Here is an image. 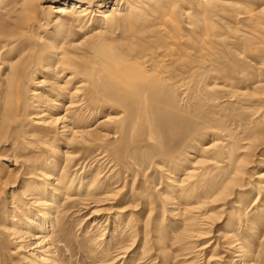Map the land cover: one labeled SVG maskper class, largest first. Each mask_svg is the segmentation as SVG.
<instances>
[{
  "label": "rangeland",
  "instance_id": "rangeland-1",
  "mask_svg": "<svg viewBox=\"0 0 264 264\" xmlns=\"http://www.w3.org/2000/svg\"><path fill=\"white\" fill-rule=\"evenodd\" d=\"M58 1L30 0L32 13L26 17L25 21H28L12 26L14 29L12 32L15 34H21L22 29L26 33V41L30 43H26V50L32 51L33 47L35 48L32 35L28 31L35 28L39 21L43 24L42 28L40 27V34L50 35L48 38L53 42L59 41L60 37L81 39L84 34H92L93 27L88 30H78L70 21L67 22L68 25L63 26L60 35L58 25H56L58 28L48 26L46 23L49 22L51 13L46 6L48 2L57 5ZM230 1L255 11L264 6V0ZM83 2L91 4L94 8L97 0ZM190 5L196 12L192 19H184L176 14L173 20L176 22L180 19L179 22L166 20L167 27L164 22H158V24L154 21L153 24L147 22L146 24H151L150 27L153 26L152 29H156L153 34L144 29L140 31V28H135V25L130 22L125 28L129 30L128 34L124 33L127 36L122 35V29L116 30L118 34L114 33L117 41L122 39L115 43V48L119 52L125 51L123 43L126 42L128 46L132 42L130 44L136 46L133 57L141 61L143 58L140 56L144 53H154L156 63L153 62L159 65L155 66L153 63L154 68L167 71L165 73L168 74V78H162L165 83L162 79L160 80L164 88L162 87L158 95V107L154 111L155 119L148 126L147 121H144L146 116L141 109L142 114L137 120L140 131L138 130L134 136L130 133L126 135L112 133L103 141L82 145L76 149L75 167L73 166V169L69 171L70 174L68 173L71 177L77 173L76 179L69 190L64 191L65 196L59 197L62 199L59 205L56 203L50 210L57 211L55 224L49 227L50 231L44 230V226H41L43 230L37 227L39 224L42 225L45 216L36 215L33 212V205L29 204L21 194L28 189L40 191L43 189L41 185L46 184L44 187L46 186L47 190L42 191L44 198L48 201L52 198L49 194L52 192L48 182L41 180V176L32 178L31 174L26 172L25 163L28 160L35 162L39 159L37 162H40L46 159L42 162L49 170L52 158L57 157L53 147L63 143V139L58 142L51 134L48 136L52 138L50 143L53 140L55 142L43 146L40 140L44 141L43 137H47V134L39 130L38 125L32 124L34 119L28 116V113L32 111L30 109H33V103L30 104L34 96L32 90L43 92L45 87L49 88L48 85L53 84V79L45 78V74L41 72L44 64L38 65L37 73L33 75L32 80L28 81L27 93H23L27 102L30 99L29 102L25 107H16V110L11 113L13 120L15 117L24 118L17 120L16 124L24 135L19 141L10 140L8 144L0 142V264H25L26 254L19 249L21 243L14 242L9 230L15 225L26 223L27 215L34 219L30 226L23 228V231L29 230L33 234L47 235L46 245L50 244L52 247L45 252L51 254L53 251L60 264H231L229 261L231 245L229 240L220 236L226 230L235 232L242 243L254 241L255 247H258L259 241L264 236V205L261 206L259 200L256 201L257 191L261 189L264 191V67L262 66L264 20L258 16L246 17L239 7L231 5L204 4L200 6L192 3ZM167 10L169 6L165 7L164 12L167 13ZM44 21L46 22L43 23ZM137 31L142 34L147 31L151 38L138 39L134 36ZM156 31L159 32V37ZM3 37L2 41H10L14 40L15 36ZM8 47H10L9 44L0 50L2 51L0 53V123L7 113L4 108L5 100H7L4 89L5 76L9 71L2 65L1 60ZM169 47L182 54L184 64L179 62L177 57L170 63L164 62L163 59ZM64 50L69 57L79 62L82 59L91 64L97 62V68L100 69L103 67L106 69L107 64V70L118 77L112 64L108 65L109 62L104 64L97 56L96 59L94 54H81L82 51L79 49L65 48ZM41 80H46L48 83L38 84ZM123 86L120 83L111 84L102 92L113 95ZM103 93L99 94V99L94 103L95 106L98 108L113 106L116 111L127 108L128 112H131L130 116L136 119L135 110L138 108L135 101H127L124 98L120 102H114L109 98L106 99L107 95L102 97ZM52 108L51 106L49 110L53 111ZM23 110L27 118L24 115V117L21 116ZM158 110L164 112L163 116L156 115ZM103 115V113L97 114L91 121V127H94ZM171 116L176 120L181 118L180 122L184 124H170ZM77 130L80 131V129ZM150 131L155 134L156 140L149 139ZM252 140H254L252 148L242 152L243 149L240 150V148L247 146ZM214 141L219 142V147L223 148V154L219 155L216 150L215 153L195 154L196 159L204 160L196 164V177L192 183L199 191L194 192L193 187V192L185 198L179 188L174 186V182H169V173H177L175 168L177 163L174 165L176 160L182 161L187 166L184 159L188 157L192 149L210 145ZM40 144L41 148H47L39 149ZM99 151H106L104 160L100 159ZM117 152H119L118 157ZM231 154L235 159L249 155L247 164L244 166L246 168L242 176L243 184L240 187L242 190L237 189V196L234 195L225 201L215 204L206 203L201 206L202 209L195 213L198 216L195 232L201 235L197 238L188 236L189 232L184 233V221L181 220L175 206L183 209L185 206H194L202 202L208 196L212 184L220 183L225 178L224 169L226 168L223 169L222 165L227 166ZM214 155L217 156L218 161L212 158ZM196 159L191 161L195 162ZM33 161L30 164H33ZM181 174L183 175V170L176 176ZM96 175L99 180L96 179ZM84 180L89 181V184L93 183L94 190L88 191L86 186L78 188L79 182ZM94 180L97 184L93 182ZM64 184H70L68 178L64 180ZM116 191H119L118 194ZM106 192H112L114 195L106 201L99 199L103 197L102 193ZM167 194L175 198L173 199L175 203L164 198ZM263 194L261 192V195ZM91 195L95 196L91 197ZM148 195L155 201L152 206H148L144 199ZM241 202L244 205V213L240 214L243 218L239 215ZM206 217L209 219L206 220ZM255 231L259 232L257 238ZM37 249L40 251L44 248ZM124 250H126L125 254L121 255ZM33 252L36 254V250ZM38 254L29 256L37 264L40 263ZM259 264H264V256L260 257Z\"/></svg>",
  "mask_w": 264,
  "mask_h": 264
},
{
  "label": "bare ground",
  "instance_id": "bare-ground-1",
  "mask_svg": "<svg viewBox=\"0 0 264 264\" xmlns=\"http://www.w3.org/2000/svg\"><path fill=\"white\" fill-rule=\"evenodd\" d=\"M83 1L59 0L57 5H53L51 4L52 2H48L49 4L46 7L47 9H49L51 13V17L49 18V22H47L46 24H48V26L58 25L60 29V30L58 29L60 35L63 26L65 24L68 25L70 21V23L75 24L78 30H86V29L88 30L90 27H93V29H91L92 34L90 35L84 34L81 36V39H70L67 37H60L61 39L59 41L53 42L51 39L48 38L50 37V35L46 36V34L44 35L40 34L41 33L40 27L42 28L43 24L41 21H39V24L36 25L35 28H33L32 30L30 29V31H28L32 35L31 37L34 40V46H35V48L34 47L33 49L31 48L32 51H30V49H28L29 50L28 51L26 50V46H27L26 43L28 42V40L26 41L27 39L26 33H24V30L22 29L20 30L23 31L21 32V34L20 33L15 34L14 32H12L14 30L12 26L20 25L23 22L28 21V20L25 21V19L26 17L30 16L32 13L31 10L32 8L30 7L31 5L30 0H18V1L0 0V50L2 48H5V46H7L8 44L10 45V47H8V50L5 52L4 58L1 60L2 65L6 66L9 72L6 74V76L4 75L6 82L4 93L5 96L7 97L6 98L7 100H5L6 103L4 108L7 113L5 112L6 114L2 118V122L0 123V142H5L6 144H8L10 140L12 141L14 139H17L19 141L20 138L24 135L22 130L18 129V125H16L17 120H21L22 118L17 119V117H15L16 120L15 121L13 120L11 113L14 112L13 110H16V107L18 106L25 107L26 104L29 102L30 99L27 102L26 98L23 97V93L24 92L27 93L26 89L29 87L28 81L32 80L33 75L37 73L36 69L38 65L44 64V68H42L41 72L45 74V78L53 79L52 81L53 84L48 85L49 88L45 87L44 89L45 91L38 92L32 90L33 91L32 95L34 96L32 97V100H30L32 101L30 104L33 103V109H30L32 111L28 113L29 114L28 116H30V119L31 118L34 119V122L32 124L38 125L39 130L47 134V137H43L44 141H41L39 139L43 146L46 145L48 146L50 141H52V138L48 137L51 134H53V137L55 138V140H58V142L60 139H63V143H61V145H56L53 147L57 157L52 158L53 160H51L52 162H50L52 164L49 170L45 168L47 166H45L44 165L45 163L42 162V161H46V159L37 162L39 160L38 159L39 157H36L38 160L35 162L32 160L33 164H30L32 163L31 160H28L25 163L27 165V167L25 166L26 172L28 171V173L31 174L32 178L33 177L37 178L36 176H41V180H45L48 182L47 183L49 185L48 187L51 188L50 190L52 192L49 194L52 195V198L50 199L51 201L50 200L48 201L44 198V194L42 193V191L47 190L46 189L47 187L46 186L44 187V185L46 184L41 185L43 186V189L40 190L41 189L40 188L39 189L40 191L28 189L24 191V193H21L23 194V198H26L27 202L33 205V212L36 215L43 214L45 216L42 225L39 224L37 226L41 230L43 229L49 230V227L54 226L56 221L57 211H50V210L54 207L56 203L57 205H59L60 200L62 201L61 198L64 191L66 189L69 190L74 180L76 179L75 175L77 174L76 173L77 170L74 171L76 174L73 175L72 177L71 175H69L70 174L69 171L73 169V166L75 167L74 163L77 158L76 149L79 146L82 147V145H90L100 140L103 141L107 137H109V135L112 133L116 135L117 134L126 135L127 133H130L131 136H134V134H137L139 130L138 129L139 127H137V120L140 114H142L141 111H143V114L146 116L144 118V121L145 122L147 121L148 126H150L153 120L155 119L154 111L157 110L158 107L157 105L158 95L159 92H161V90L164 88L160 80L162 78L164 79L168 78V74L165 73L167 71L156 70L157 67L154 68L153 63L154 62L156 63V61H154L155 59L154 53H144L142 56H140L143 58V60L141 61H139L140 59L133 57L132 55L135 52L136 46L134 47L133 44H130L132 43L130 41L128 46H126L127 45L126 42L123 43L125 46L124 48L125 51L123 50L124 52H119L117 48H115L116 45L115 43H117L122 39L120 40L118 39V41L116 40L117 37L114 34L116 30L121 31L122 29L123 32L122 35L127 36L124 35V33L128 34L129 30L128 29L126 30L125 28L127 27L126 24L130 22L132 25H135V28H140V31L144 29L150 31L153 34L154 33L153 31H155L156 29L155 30L152 29L153 26L150 27L151 24L150 25L146 24L147 22H152V24L154 22H157V24L158 22L160 23L164 22L166 26V20L172 21L176 17L175 16L176 14L182 16V18L184 19L187 18L192 19L193 16L196 14V12H194L195 8L191 7L190 5L191 3L200 6L204 4L231 5V6L239 7L242 13H244L246 17L248 16L250 18L251 17L254 18L258 16L260 19L264 20V6L255 11L254 9L253 10L249 8L247 9L246 7L241 6L237 3H233L230 0H97V3L94 8H92L91 4H87ZM166 6H169V10L166 11L167 13L164 12ZM179 20H177L176 22H179ZM46 21H44L43 23H45ZM48 26L46 28H48ZM58 26L56 27L58 28ZM158 33L159 32H157V36ZM116 34L118 33L116 32ZM144 34H142V32L139 33L137 31V34L134 36L137 37L138 39L139 38L146 39L148 37L151 38V36L147 34V31ZM3 36H12V37L15 36V37H13L14 40L2 41L3 40L2 38H4ZM114 36L116 37V39ZM92 38L94 39L92 40ZM31 43L33 42L31 41ZM120 45H122V43ZM65 48L67 49L70 48L74 50L79 49L82 51L81 52L78 50L79 52H81V54L92 53L95 55V57L97 56L98 58H100L104 64L109 62L108 65L112 64V66L115 68V71L118 73V77L112 75L109 72V70H107L108 69V67L106 66L107 64L105 65L106 69L104 67L100 69L97 68L98 67L96 65L97 62L95 64L93 63L91 64L86 60L84 61V59L82 58L81 59L83 61L81 60V62H79L76 59L69 57L68 53L65 50L63 51V49ZM167 51H168L167 54L166 55L164 54L166 56L163 59L164 62L170 63L175 60V57H177V60L179 62L183 64L185 63V60H183L184 57L180 52L173 51L171 47H169ZM0 53H2V51H0ZM12 54H16V55L13 56ZM157 65L155 64V66ZM262 66L264 67V63L262 64ZM109 68L111 67L109 66ZM159 71L161 73H159ZM108 74L111 75V77ZM163 82L165 83V81ZM43 83L44 84L48 83V81L41 80L38 82V84H43ZM119 83L123 84L124 86L122 89L117 91L116 94L113 93V95L112 94L108 95L102 92V90L108 88L111 84H119ZM100 93L104 94L102 95V97L107 95L106 99L109 98L114 102L115 101L120 102V100L124 98H125L124 100L127 101H131V100L135 101V105L138 108V109L136 108L137 110H135L136 119L134 120L132 116H130L131 112L130 111L128 112L129 109L127 108L116 111L114 110L113 106H111V108L110 107L105 108L103 106L98 108L97 106H95L94 103L97 102L96 100L99 99ZM103 99H105V97ZM51 106L53 107L52 110L54 112L49 110ZM99 113H103L104 114L103 117L97 120L96 125L94 127H91L92 119L95 118L96 115ZM24 114L25 113L23 110V114L21 116H23ZM159 114L163 116L164 112L158 110V112H156V115ZM24 116L26 117V115ZM180 119L181 118H179V120L178 119L176 120L171 116L170 124H174V123H176L177 125L182 124V122H180L181 121ZM77 129H80V131ZM149 136H150L149 139L156 140V136L153 132L150 131ZM55 140H53L52 143H54ZM157 140H159V138ZM52 143H50L49 145H51ZM253 143L254 140L250 141L247 146H242L240 150L243 149L242 152H245V150L251 149ZM41 144L38 146L39 149L47 148V147L41 148ZM219 145H220L219 142L214 141L210 145L199 146L196 147L195 150L192 149L191 152H189V155H187L188 157L184 159L185 164H187V166H185L184 163H182V161L176 160L174 165H176L177 163V165L175 166L177 173H173V174L169 173L170 174L169 182L172 183L174 182V186L176 188H179V190L181 191V193L184 195L185 198H188V196L193 192L192 188L195 186V184L192 183H194V179L196 177V170H197L196 164L199 161H204V160L196 159L197 157L195 156V154L196 153L209 154L210 152L215 153L214 152L215 150L217 151V153H219V155L221 153L223 154L222 151L223 148L219 147ZM49 151L50 150H48V153H50ZM106 151H99L98 154L101 156L100 159L103 160L105 159ZM118 156H119V152H117V157ZM233 157L234 155L231 154V156L229 157L230 161L228 164H226L227 166H223L221 164L223 169L226 168L224 169L225 178L220 183L217 182V184L215 183V185L212 184L208 196H206L205 199L203 198L204 200H202V202H198L194 206H185L183 209L180 206H175V209H178L179 211L178 215L181 217V220L184 221V225H185L184 233L189 232L188 236L197 238L201 235V233L195 232V226L196 225L198 226L197 224L198 216H196L195 213H197L198 210L200 211V209H202L201 206L205 205L206 203L215 204L217 202L225 201L234 195L237 196L236 190L239 189L243 184L242 176H243V171L246 168V167L244 168V166L247 164L249 155L248 157L246 155L240 156L236 159ZM212 158L218 161L216 155H214V157ZM191 159H196V160L195 162H193L191 161ZM188 165L190 167H188ZM182 170H183V175L181 174L182 176L181 175L176 176V174L179 175L180 172H182ZM66 178H68L70 182V184L68 185L64 184V180ZM96 179H98L97 175H96ZM95 180L93 182L96 183ZM79 183L80 184L78 188L86 186L88 188V191L94 190L93 183L89 184V181L87 182L84 180ZM22 190H24V188H22ZM119 191H116L117 194ZM196 191L197 188L194 187V192ZM206 192H208V190ZM261 192L262 194L264 193L262 189L257 191L256 201L259 200V204H261L262 206L264 205L263 204L264 194L261 195ZM102 194H104L103 197L99 199H104V201L110 199V197L114 195L112 194V192H106ZM93 196L95 195H91V197ZM59 197L61 198L59 199ZM171 197L169 196V194H167L166 197L164 196V198H167L168 200L170 199L169 201L175 203L173 201V199L175 198H171ZM144 199H146V204L148 206H152L155 202L150 195L145 196ZM164 201L166 200L164 199ZM243 213H244V205L241 202L239 204V215ZM27 216L25 219L26 223H20L19 225H15L13 229L9 230L10 237L14 240V242L18 244L21 243L19 245V249H21L22 252L26 254V256L24 257L25 264H37L34 263L29 256L32 257L37 255L38 253H39L38 257L40 260L39 261L40 263L38 264H60V262H58L59 259L57 255L53 253V251L51 252V254L50 252L49 253L45 252V250L52 247L50 244L46 245L47 235L43 234L44 236H42V235L33 234L31 233L32 231L30 232L29 230L23 231L24 227L27 228V226H30L29 224L33 223L34 218H32V216H28V217ZM207 217L206 220L209 219ZM203 220L205 221V219ZM24 224H26V226ZM20 225L22 227H20ZM41 226H44L43 229L41 228ZM246 227L248 228V226ZM230 231L231 230L227 232L226 230L225 233L220 234V236H222L223 239L229 240L228 242L231 245L230 249H232V251L230 250L231 251V258H230L231 260H229L230 263L259 264L260 257L264 256V236L262 235L263 237L259 241L258 247H255L254 241L242 243L237 238L238 236H236L234 230H233L234 233ZM255 237L256 238L259 237V232L255 231ZM37 248H44V249L37 251L39 250ZM35 250H36V254L33 252ZM126 250L122 251L121 255L125 254ZM214 250H216V248Z\"/></svg>",
  "mask_w": 264,
  "mask_h": 264
}]
</instances>
